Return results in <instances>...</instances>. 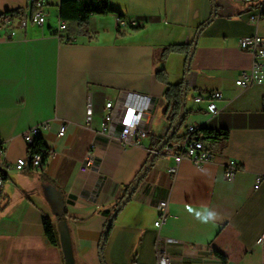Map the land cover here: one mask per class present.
Masks as SVG:
<instances>
[{
	"label": "crops",
	"instance_id": "crops-1",
	"mask_svg": "<svg viewBox=\"0 0 264 264\" xmlns=\"http://www.w3.org/2000/svg\"><path fill=\"white\" fill-rule=\"evenodd\" d=\"M61 1L43 0V25L30 23L13 39H0V146L5 149L0 148V165L5 158L15 162L28 156L23 133L34 125L48 124L40 135L53 151L41 169L28 165L5 173L0 264H65L61 241L51 244L43 227L48 216L60 240V208L73 264H159L158 243L172 264H225L210 245L225 224L234 230L226 264H264V83L235 82L253 59L239 39L264 36V15L250 19L259 2L110 0L119 13L92 15L85 26L67 21L59 30ZM12 10L30 13L29 0H0V15ZM208 20L188 72L187 52L162 58L170 44L192 49ZM162 68L172 85L188 75L186 114L170 140L182 138L189 126L228 130L227 140L203 138L215 153L213 161L196 166L184 158L177 164L173 156L155 152L178 120L167 112L166 85L156 76ZM210 91L223 93L216 100L217 115L208 110ZM197 96L204 99L196 101ZM107 101L115 118L107 132H97ZM143 104L151 134L142 146L123 145L122 122ZM63 122L67 129L59 136ZM88 155L93 163L82 171ZM230 159L240 164L232 180L224 175ZM150 161L115 215L101 251L126 186ZM173 166L175 173L168 170ZM160 200L167 201L169 215L155 225Z\"/></svg>",
	"mask_w": 264,
	"mask_h": 264
},
{
	"label": "built area",
	"instance_id": "built-area-1",
	"mask_svg": "<svg viewBox=\"0 0 264 264\" xmlns=\"http://www.w3.org/2000/svg\"><path fill=\"white\" fill-rule=\"evenodd\" d=\"M259 2V12L252 14L250 19L253 21L259 20L264 15V0H254ZM31 12L26 13L25 10H16L12 13H4L0 15V33H3L1 38L13 39L17 36L20 30H26L30 23L43 25L46 21V12L44 11L43 0H29ZM120 24H125L126 21L123 18H118ZM68 26L67 21L60 20L59 30L66 29ZM239 46L252 54V63L249 70L242 71L236 79V84L241 87H248L253 84L264 83V36L253 35L243 36L239 39ZM223 98L221 91H210L207 94L208 110L212 115L219 113V108L216 104V100ZM196 101L204 99L203 96H197ZM112 101H107L105 104L106 111L103 115V121L101 122V128L97 132H107L110 128V124L115 118V113L111 109ZM147 108V105L139 107L138 111H135L133 115L122 122L121 130L119 132V140L123 145H137L142 146L144 139L151 134V127L143 121V113ZM124 110V109H123ZM88 114H92V108L87 110ZM48 127L47 123L34 125L28 128L24 133V139L28 145V156L20 157L15 162H9L5 158V162L0 165V188L4 183V175L6 171L15 169L22 170L26 166L30 165L34 169H41L47 157L52 154V149L41 148L39 151H31L32 135H40L42 128ZM67 129V123L63 122L58 128V135L65 134ZM198 127L189 126L182 138L178 140L167 141L160 150H156V153H165L173 156L175 162L178 164L184 158L191 159L196 166H201L206 162H211L215 158V153L212 151L200 137ZM3 148V146H0ZM93 159L91 156H86L85 161L82 163L80 169L87 171L91 168ZM240 168V164L235 159H230L226 162L224 167V175L227 179L232 180L237 171ZM168 170L171 173H175L176 166L169 167ZM160 217L155 221V225H159L169 215L168 205L166 200L159 201ZM262 238H260V241ZM157 258L159 264H172V257L170 253L158 243L157 246Z\"/></svg>",
	"mask_w": 264,
	"mask_h": 264
},
{
	"label": "trees",
	"instance_id": "trees-1",
	"mask_svg": "<svg viewBox=\"0 0 264 264\" xmlns=\"http://www.w3.org/2000/svg\"><path fill=\"white\" fill-rule=\"evenodd\" d=\"M16 10L12 11H6V13H12ZM109 13H119L110 3V0H63L60 3L59 6V17L61 20L65 21H77L80 26H85L90 17L92 15L97 14H109ZM122 16V15H121ZM201 24L198 31L209 22ZM197 31V32H198ZM191 51V45L190 44H170L167 47H165L162 50V58H166L168 54L171 52H187V57L189 56ZM188 59V58H187ZM186 72H187V61H186ZM157 78L163 82L166 85V90L164 92V98L168 102V108L167 112L171 113L173 115V120L178 119L182 112L183 107V87L185 83L186 76L184 80L178 84L172 85L168 83V77L167 72L164 68L158 70L156 72ZM170 106V108H169ZM186 112L184 111L181 120L179 121V124L175 127V129L167 136V138L164 141H169L172 136L175 135L176 131L180 127ZM200 137L203 138H212V139H222L227 140L229 136V132L227 129L222 130H213L210 128H200L198 134H200ZM163 141V142H164ZM34 145L31 146V151H39L41 148H48L46 144L43 141V138L41 135H38L35 138V141L33 143ZM161 148V147H160ZM143 170L140 171V173L136 176L134 181L131 185L126 186L125 188V194L123 195L122 199L132 190L136 189L137 185L139 184L140 180L139 177L143 176ZM1 173V170H0ZM4 177L6 176L5 173H3ZM122 201V200H121ZM60 220H63V215H61ZM112 226V224H111ZM110 226V228H111ZM43 227H44V234L49 240V242L53 245H60L59 237L56 233V230L54 228V225L52 223V220L48 216H44L43 218ZM110 228L107 232V234H104L105 240L107 239ZM234 239V230L231 228L230 225L225 224L222 226L214 240L211 242V247L223 263H227L228 260H230L231 254L228 249L227 244L231 243Z\"/></svg>",
	"mask_w": 264,
	"mask_h": 264
},
{
	"label": "water",
	"instance_id": "water-1",
	"mask_svg": "<svg viewBox=\"0 0 264 264\" xmlns=\"http://www.w3.org/2000/svg\"><path fill=\"white\" fill-rule=\"evenodd\" d=\"M216 15V10H215V7H214V11H213V17ZM201 29L198 31L197 33V36L193 42V45H192V49L190 51V54L188 56V59H187V72L189 70V67H190V62H191V59H192V56L194 54V50H195V47H196V42H197V37H198V34L200 33ZM187 86H188V75L186 73V79H185V83H184V87H183V107H182V112L178 118V120L176 121L175 125H174V128L173 130L175 129V127L179 124V121L181 120V117L184 113V101H185V97H186V90H187ZM167 141H164L161 145V148L163 147V145L166 143ZM160 148V149H161ZM158 149V150H160ZM151 161L148 163V165L145 167V169L143 170V173H145V171L147 170V168L149 167ZM142 177L140 176L139 179H141ZM132 195V190L124 197V199L122 200V202L119 204V206L117 207L115 213L113 214V216L110 218L108 224H107V227L105 229V234H107L112 222H113V219L115 217V215L117 214V212L122 208V206L126 203V201L131 197ZM62 208L59 209L58 213L60 215H62ZM60 241H61V246H62V250H63V253H64V257H65V264H73V253H72V248H71V243H70V236H69V232H68V227H67V224L64 222V221H61L60 222ZM104 242H105V237L103 238L102 242H101V246H100V250L102 251V248L104 246Z\"/></svg>",
	"mask_w": 264,
	"mask_h": 264
},
{
	"label": "clouds",
	"instance_id": "clouds-1",
	"mask_svg": "<svg viewBox=\"0 0 264 264\" xmlns=\"http://www.w3.org/2000/svg\"><path fill=\"white\" fill-rule=\"evenodd\" d=\"M211 215H212V214H209V217H204V218H203V221H204V222H208V220L211 218Z\"/></svg>",
	"mask_w": 264,
	"mask_h": 264
},
{
	"label": "bare ground",
	"instance_id": "bare-ground-1",
	"mask_svg": "<svg viewBox=\"0 0 264 264\" xmlns=\"http://www.w3.org/2000/svg\"><path fill=\"white\" fill-rule=\"evenodd\" d=\"M38 135H32V144L34 143V141H35V138L37 137ZM2 151L0 150V153H1Z\"/></svg>",
	"mask_w": 264,
	"mask_h": 264
}]
</instances>
